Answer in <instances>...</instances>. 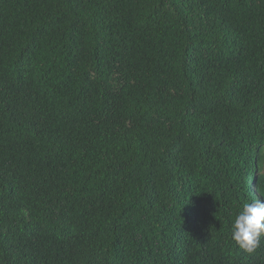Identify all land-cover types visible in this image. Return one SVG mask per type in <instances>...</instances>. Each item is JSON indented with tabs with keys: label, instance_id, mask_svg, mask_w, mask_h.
I'll return each mask as SVG.
<instances>
[{
	"label": "trees",
	"instance_id": "trees-1",
	"mask_svg": "<svg viewBox=\"0 0 264 264\" xmlns=\"http://www.w3.org/2000/svg\"><path fill=\"white\" fill-rule=\"evenodd\" d=\"M264 0H0V264H264Z\"/></svg>",
	"mask_w": 264,
	"mask_h": 264
},
{
	"label": "clouds",
	"instance_id": "clouds-1",
	"mask_svg": "<svg viewBox=\"0 0 264 264\" xmlns=\"http://www.w3.org/2000/svg\"><path fill=\"white\" fill-rule=\"evenodd\" d=\"M231 238L249 255L257 250L264 238V199L242 204L232 224Z\"/></svg>",
	"mask_w": 264,
	"mask_h": 264
}]
</instances>
